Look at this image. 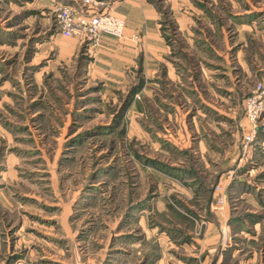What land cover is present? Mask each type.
<instances>
[{
  "label": "rangeland",
  "instance_id": "rangeland-1",
  "mask_svg": "<svg viewBox=\"0 0 264 264\" xmlns=\"http://www.w3.org/2000/svg\"><path fill=\"white\" fill-rule=\"evenodd\" d=\"M189 1L120 75L61 35L82 0H0V264H264V0Z\"/></svg>",
  "mask_w": 264,
  "mask_h": 264
},
{
  "label": "crops",
  "instance_id": "crops-1",
  "mask_svg": "<svg viewBox=\"0 0 264 264\" xmlns=\"http://www.w3.org/2000/svg\"><path fill=\"white\" fill-rule=\"evenodd\" d=\"M111 14L125 23L123 38L120 40L102 37L100 49L95 59L90 62L89 68L99 73H124V61L132 63L128 58H135V49L124 47L131 45L128 41L130 35H138L142 48L139 51L144 56L150 55L152 61H163L168 52L164 39L160 34L158 12L155 0H108ZM172 12L176 24L181 26L186 20L183 9H189V0H161ZM243 20V19H241ZM181 28V27H180ZM124 49L129 53H124ZM125 55V56H124ZM125 58V59H124ZM145 61V60H144ZM158 63V62H157ZM157 63L152 64L156 66ZM152 72H155L152 70Z\"/></svg>",
  "mask_w": 264,
  "mask_h": 264
},
{
  "label": "built area",
  "instance_id": "built-area-1",
  "mask_svg": "<svg viewBox=\"0 0 264 264\" xmlns=\"http://www.w3.org/2000/svg\"><path fill=\"white\" fill-rule=\"evenodd\" d=\"M57 24L62 36L89 40L97 46L101 36L115 39L122 38L124 22L107 11L105 3L100 0H82L80 10L74 12L69 7L57 10ZM264 103V86H258V93L249 98L246 103L247 116L255 123L262 112ZM252 137H246L251 141Z\"/></svg>",
  "mask_w": 264,
  "mask_h": 264
}]
</instances>
